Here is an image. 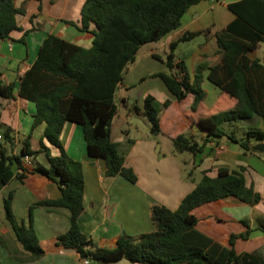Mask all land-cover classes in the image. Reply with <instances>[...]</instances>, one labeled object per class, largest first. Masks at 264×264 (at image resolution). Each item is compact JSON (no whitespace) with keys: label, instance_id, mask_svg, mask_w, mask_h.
I'll return each instance as SVG.
<instances>
[{"label":"trees","instance_id":"trees-1","mask_svg":"<svg viewBox=\"0 0 264 264\" xmlns=\"http://www.w3.org/2000/svg\"><path fill=\"white\" fill-rule=\"evenodd\" d=\"M17 0H0V39H9L19 30L17 16L26 14L25 2L16 6ZM40 1V0H37ZM204 0H86L82 9V26L71 25L94 38L91 47L85 48L56 35H49L32 67L21 78L18 95L36 104L33 128L45 123L44 139L60 150L52 155L42 142V149L31 148L32 133L22 139V152L16 154L20 139L12 127H4L0 104V192L14 180L25 181L31 173H38L58 184L62 196L57 200H41L31 206L30 224L20 222L13 211L14 193L4 201L6 219L16 234L22 248L38 260L45 250L34 227V211L39 207H59L70 211V227L59 235L56 242L67 250L76 251L81 259L91 263L107 264L128 260L133 264H264V248L238 253V239H250L254 228L251 221L242 223L247 230L232 234L229 246L217 242L197 228L198 218L193 211L207 203L235 198L241 203L256 205L263 197L253 187H248L245 168L237 171L220 169L217 177L203 172L196 188L188 194L176 210L160 204L152 207L156 229L138 236L123 234L114 248H106L89 238L81 229L80 217L85 211V180L80 161L65 151L61 137L66 123L83 126L88 155L106 162L108 177L123 176L136 183L138 176L126 165L120 145L112 140L111 127L118 112L117 92L124 83L129 68L137 61L140 50L149 43L162 40L182 25L189 9ZM245 4H249L245 9ZM237 19L216 34L221 61L210 66L208 79L220 88L223 96L234 103L208 116L194 120L202 139L191 131L172 138L176 153L197 154L214 138L228 137L239 143L246 152L253 150L252 141H264V131L250 128L238 137L228 126L238 121L264 120V63L252 59L249 53L264 42V0H245L231 4ZM94 24L95 29L90 31ZM204 32L188 33L180 41L196 38ZM23 41L25 39L23 38ZM171 45L166 57L156 55L170 72H160L151 77L160 78L179 103L193 96L191 110L197 112L206 98L201 83L202 75L192 80L184 62H176ZM176 70L175 73H172ZM0 96L15 98V85L2 84ZM173 100L165 101L161 109L152 95L144 101V115L151 122L152 135H163L160 111L168 110ZM43 155L47 165L36 162ZM32 158L27 167L25 157ZM255 229L264 233V224ZM0 242L3 243L2 237Z\"/></svg>","mask_w":264,"mask_h":264},{"label":"crops","instance_id":"crops-1","mask_svg":"<svg viewBox=\"0 0 264 264\" xmlns=\"http://www.w3.org/2000/svg\"><path fill=\"white\" fill-rule=\"evenodd\" d=\"M245 0H204L192 6L182 19V25L156 43L142 47L137 61L127 71L124 83L117 93L118 112L111 127L112 140L120 145V151L126 157V165L138 176L131 183L121 175L108 177L106 162L88 155L87 142L83 126L66 123L61 141L65 151L83 166L85 192V211L80 217L82 231L97 244L114 248L123 234L138 236L156 229L152 218V207L160 204L171 210L179 208L183 199L190 194L202 178L203 172L214 178L220 169L237 171L245 168L248 187L259 192L263 200L256 205L241 203L235 198L204 204L193 213L199 222L197 228L224 246H229L232 234L247 230L242 223L251 221L254 228L250 239H238L235 249L238 253L253 252L264 248V233L255 227L264 224V141H252L253 150L244 151L239 143L228 137L214 138L197 154L176 153L172 138L180 133L191 131L198 139L204 134L198 130L194 120L200 116L214 114L233 105V101L223 96L219 87L208 79V70L201 68L208 64L214 66L221 61L216 34L232 24L238 17L230 9L231 4ZM86 0H28L25 2L26 14L17 16L19 30L13 31L9 39H0V72L2 84L15 85V98L5 99V111H2L3 126L12 127L18 133V143L14 152H22V139L32 133L31 148L42 149L44 142L57 156L60 150L44 139L46 124L32 130L36 104L21 98L18 90L21 78L35 63L39 51L49 35H56L76 45L89 48L94 36L78 27L82 26V9ZM24 5L17 0L16 6ZM249 4H245V9ZM74 22L78 27L71 25ZM95 25L90 26V31ZM204 32L188 41H180L188 33ZM23 38L25 41H23ZM175 61L184 62L192 80L202 75L201 86L206 98L197 112L191 110L194 97L191 95L183 102L174 100L164 82L151 77L160 72H170L166 64L156 55L166 57L171 45L176 43ZM264 47L260 43L257 50L249 53L252 59L264 63V55L259 54ZM173 70L172 73H175ZM133 86L135 87L133 89ZM126 94L120 96V89ZM134 91H138L133 94ZM148 95L155 97L160 109L165 101L173 100L168 110L162 109L163 135H152L151 126L141 131L139 122L144 115V101ZM2 98V97H1ZM4 99V98H2ZM133 102L138 103L136 113L130 110ZM14 114V118L7 117ZM255 125H246L242 129L244 136L250 128L264 131V120L255 118ZM242 123L228 126L238 128ZM237 130V129H236ZM236 130H234L236 132ZM188 154V155H186ZM36 162L47 165L43 155ZM26 164V163H25ZM14 193L13 211L18 221L30 224L31 206L41 200H57L62 196L55 182L38 173H31L25 181L14 180L0 192V264H85L74 250L64 249L56 238L68 231L70 211L59 207H39L34 211V227L45 250L38 260H31L17 241L15 232L6 219L4 201ZM92 264V263H90Z\"/></svg>","mask_w":264,"mask_h":264},{"label":"rangeland","instance_id":"rangeland-1","mask_svg":"<svg viewBox=\"0 0 264 264\" xmlns=\"http://www.w3.org/2000/svg\"><path fill=\"white\" fill-rule=\"evenodd\" d=\"M259 54L261 55V57H263V55H264V47H262V49H260ZM125 78H126V77H125ZM134 88H135V87L133 86V89H134ZM137 92H138V91H134L133 94H136ZM125 94H126V89H125V88H121V89H120V96H121V95H125ZM0 100H2V105H3L4 103H6V100H5V99H2L1 96H0ZM137 104H138V103H136V102H133V103L131 104L130 110H131L132 112H134V113H136V107H138ZM157 107L160 109V105H159L158 103H157ZM2 111H3V112L5 111L4 106H3ZM7 117L13 119V118H14V114H7ZM136 118H141V119H140V122L138 123L139 126H140V128H141V131L146 132V128H147L148 126H152V125H151V122L148 120V118H147L145 115H141V117L136 116ZM239 122H241L242 124H241L240 126H238V128H235V129H234V127L231 128L232 131L237 129V130H236V133H237L238 135H241V134H242L241 131H242V129H243L246 125H249V126H253V125H255V121H246V120H244V121H239ZM147 129H148V128H147ZM150 129H151V128H150ZM186 155H188V154H186ZM92 264H96V263H92ZM107 264H133V263H131L130 261L124 259V260H121V261H118V262H109V263H107Z\"/></svg>","mask_w":264,"mask_h":264},{"label":"built area","instance_id":"built-area-1","mask_svg":"<svg viewBox=\"0 0 264 264\" xmlns=\"http://www.w3.org/2000/svg\"><path fill=\"white\" fill-rule=\"evenodd\" d=\"M2 133H0V139H2ZM25 163H26V166L31 168L33 166V162H32V158L29 157V156H26L25 157ZM84 263L85 264H90L91 262L88 260V259H84Z\"/></svg>","mask_w":264,"mask_h":264},{"label":"water","instance_id":"water-1","mask_svg":"<svg viewBox=\"0 0 264 264\" xmlns=\"http://www.w3.org/2000/svg\"><path fill=\"white\" fill-rule=\"evenodd\" d=\"M118 92H119V90H118ZM118 92H117V93H118ZM262 147H264L263 144H259V145H257V146H254L255 149H260V148H262Z\"/></svg>","mask_w":264,"mask_h":264}]
</instances>
